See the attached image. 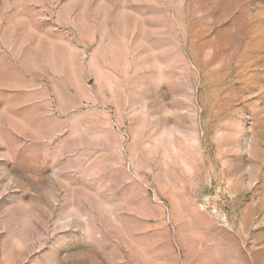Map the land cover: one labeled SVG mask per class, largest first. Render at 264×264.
I'll list each match as a JSON object with an SVG mask.
<instances>
[{
	"label": "rangeland",
	"instance_id": "obj_1",
	"mask_svg": "<svg viewBox=\"0 0 264 264\" xmlns=\"http://www.w3.org/2000/svg\"><path fill=\"white\" fill-rule=\"evenodd\" d=\"M0 264H264V0H0Z\"/></svg>",
	"mask_w": 264,
	"mask_h": 264
}]
</instances>
